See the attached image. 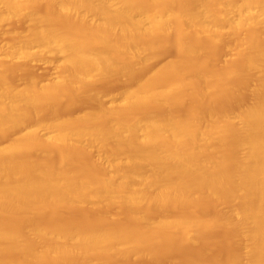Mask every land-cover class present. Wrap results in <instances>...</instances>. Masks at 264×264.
<instances>
[{
    "label": "bare ground",
    "instance_id": "6f19581e",
    "mask_svg": "<svg viewBox=\"0 0 264 264\" xmlns=\"http://www.w3.org/2000/svg\"><path fill=\"white\" fill-rule=\"evenodd\" d=\"M0 5V24L15 19L28 24L29 35L8 51L10 63L62 56L59 78L45 85L29 74L17 86L0 69V141L6 140L0 143V264L48 259L64 264L71 258L78 264H109L100 257L142 256L147 233L155 234L152 246L177 232L194 243L211 225L237 233L234 247L240 253L230 264H264V0H0ZM59 22H70L73 30L60 29ZM243 33L247 43L235 47ZM155 35L176 42L178 60L151 66L160 51ZM213 41L226 44L223 51L235 47L241 69L228 65L222 71L235 80L229 90L238 94L242 88L248 99L241 90L240 95H222L234 102V117L229 109L213 106L190 119L173 115L170 106L189 82L195 84L191 97L216 95L219 81L204 85L202 72L182 73L183 83H169L180 73L181 59L193 64L203 43ZM107 81L120 83L114 106L104 101L108 93L95 88ZM69 92L78 95H71L73 104L87 105L83 115L63 116L54 108L53 100ZM74 96L86 100L79 99L81 104ZM91 147L104 152L106 162L92 151V157L101 158H95L96 167L109 165L115 175L105 170L107 176L103 173L97 183L75 175L69 159ZM51 155L61 158L59 165L57 159L56 166L47 161ZM208 200L235 205L205 218L201 203ZM90 202L131 210L141 232L110 224L109 229L51 225L28 217L40 208L57 212ZM170 204L180 212L191 207L194 215L145 216L152 209L167 211ZM18 215L27 218L11 224Z\"/></svg>",
    "mask_w": 264,
    "mask_h": 264
},
{
    "label": "rangeland",
    "instance_id": "374dc122",
    "mask_svg": "<svg viewBox=\"0 0 264 264\" xmlns=\"http://www.w3.org/2000/svg\"><path fill=\"white\" fill-rule=\"evenodd\" d=\"M227 2L232 3V2H235V0H227ZM42 7L43 6H41L39 9H41ZM42 9H44V7ZM42 9H41V11H42ZM3 10H4V8L0 5V11H3ZM44 10H43V12H45ZM59 23H61V26H59L60 25ZM59 23L57 25L60 29H62V30L67 29L70 31L73 30V28L71 29V27H70V25H71L70 22H68L66 24L64 22H59ZM69 23H70V25H69ZM27 25H28L27 22L25 23L21 19H15V20H12L9 22H4V23L0 24V69L5 68L7 70L9 78L17 86L24 85L23 78L27 77L26 75H29V74H30L28 76L29 78H31L30 76L33 75L35 81H37L38 84H41V85H45V84L50 83L53 80H57L55 78H59V76H57V74L59 73L58 75H60L59 63H61V61H62V58H61L62 56L60 57V55H58V57L56 55V56H54V58H53L54 54L52 55V57L50 55H49L50 57L47 55L46 56L47 58H45V59L42 58V55L41 56L38 55L37 56L38 58L35 57L34 60L30 61V63L28 62L27 65L24 62L21 63V61H20V63H14V64L9 62V57L7 56L8 51H10L11 48H13L14 46H17L19 44L21 37L29 35ZM226 37H228V36H226ZM154 38H155V40L158 41V43L160 42V51H159L158 58L154 62H152L151 66L158 67V66H161L162 64H165L167 62L175 61V60L179 59L180 52H179L178 46H176L177 44H175L176 42H173L172 39H169L168 41H163L160 39L159 35H155ZM226 39H228V38H226ZM223 40H225V39H223ZM247 40H248V36L246 35V33H243L237 39V44L235 47L245 46V44L247 43ZM240 42H241V44H240ZM218 44H220V43L219 42L215 43V41L203 43L202 48H201L202 54L200 53V55L198 56L199 59L196 62H194L193 64L187 62L186 60L181 59L179 62V65H178V69H179L180 73L178 75L172 77L169 80V83L174 84V85H179V84L183 83V78H182L183 76L181 75L182 73H186V72H192V73L199 72V73H201L202 72L201 74L206 76L205 80L203 81V84L205 83L204 85L209 83L211 86H213V85L217 86L219 84L217 87L218 90H217L216 95L211 96V98L205 97V99H204V95H202V94L195 95V96L191 97V94L189 92L191 91L192 87H194L195 84L189 82L188 85L182 91L183 95L180 97V99L178 101H176L173 105L170 106V112L173 115H175L177 117L181 116V117H184L186 119H190L191 117H193V115L195 113H197V111L198 112L202 111L203 107H204V109H207V108L212 107V106H213V108H216L219 110H222L225 108L229 109L231 111V114L233 112H235L234 111L235 110L234 102L231 100H225L223 98L231 97L233 94L240 95V90L243 91V89L238 88V90L240 89L238 94H237L236 90H234V89L229 90V89H232V87H228V86H231V84L233 86V82H235V80H233V82H232L231 76L228 74V72H226V75L224 74L225 71H222V69H223L222 66H224V68H227L228 65H230L229 68H227V69H236L237 68L236 70H240L241 64H240V61L238 58V54L235 51L236 50L235 47H231L229 49L224 48L226 50L223 51V48L221 49V46L226 45V44L221 43V46ZM203 47H204V49H203ZM223 47H225V46H223ZM33 51L37 52L38 49H33ZM200 56L202 57L201 58L202 60L200 59ZM123 61H125L124 58H119V62H123ZM203 62H205V63H203ZM209 63H212V65H214V67H212L213 69L210 68L212 65L208 66ZM215 64H216L217 68L219 67V69H221V70H219V72H218L217 68L215 67ZM231 66H232V68H230ZM234 67H236V68H234ZM200 68H203V69H200ZM57 71H59V72H57ZM214 79L216 80V82ZM218 81H219V83H218ZM113 84L114 85H112L111 82L107 81L104 83L101 82V83L97 84L95 87V88H97V90L99 89L98 90L99 92L103 93V90H104V92H105L104 94H107V93L109 94V95L107 94L108 96L105 97L104 101L107 102V104H109L111 106L118 104L120 101V96L118 94L120 83L117 82L116 84L115 83H113ZM227 87H228V89H226ZM106 90H107V92H106ZM219 90L221 92H219ZM232 91H233V93H232ZM243 92H241V93L243 94V96L245 98L246 94H248V93L246 91V93L244 92L245 93V95H244ZM61 93L63 95L64 91H62ZM61 93L57 97V98L60 97V99L56 98V100H53V102H52V103H55L54 108L56 109V111L59 114H61L63 116L65 115V116H71V117L72 116H81L84 114V111L87 108V105H86V107L84 105L85 108H83V105L81 106L80 104L76 103V105L77 104L79 105V106L78 105L76 106L75 104H73V103H75L74 102L75 100L74 101L71 100V99H74L73 96H71L73 93H71V95H70V92H69L68 96H63L62 98H61V96H62ZM65 93H67V92L65 91ZM65 93H64V95H67ZM73 95H76V94H73ZM222 95L223 96L225 95L226 97H222ZM76 96L78 97V95H76ZM76 96H74L76 98V102H78V101L80 102V100L82 98L84 99V97H82V98H79L80 99L79 100ZM200 96H203V97L201 98ZM215 96H216V99H214ZM248 97H246L245 100H247ZM240 98H242V97H240ZM244 98H243V100H244ZM202 99H204V100H202ZM84 100H86V98ZM84 100H83V102H84ZM209 100H210V102H209ZM213 100H214V102H212ZM80 103L82 104V102H80ZM73 105H75V106H73ZM207 105H209V106H207ZM43 116H46V113ZM231 116L234 117V114H232ZM15 135L17 136V133L14 134L13 137H16ZM0 140H2V139H0ZM5 141H6L5 139H4V141H0L1 145L5 144L6 143ZM78 151H79V154H77V155L74 152L76 158L74 157V154H73V156L71 155L75 159H73L72 157H71L72 159L71 158L69 159V160H71V161H69L70 164H71V162H73L71 168H72V171L76 173V174L74 173L76 176H79L83 179L90 180L92 182L97 183V182H99V180L100 181L103 180V178H104L103 176L115 175L116 170H114V168H112L109 165H107V167L108 168L110 167L111 169H106V167H105V170L107 171V170L113 169L114 171L112 170V172L113 173L115 172L114 174H112L111 171L109 172L111 174H108V171H107V175H106V172H104L105 170H102L99 166L96 167L97 163H95V162L100 161V159H101V158H97L98 155L96 153H98V151H99L98 157H102L101 160L106 162V160L104 159L105 158V156L103 154L104 152L102 150H99L97 148L94 150V147L93 148L91 147V152L80 151V150H78ZM78 151H76V152H78ZM92 151L97 155V156H95V154H94L95 158L98 159V160L96 159L97 161H95V158L92 157L93 156ZM100 151H102V152H100ZM101 153L103 155H100ZM55 156H58V155H51L47 160L51 165H54V166H56V163H58L57 165H59V163L61 162V158L59 156L58 157H55ZM103 156H104V158H103ZM56 159H57V162L54 163ZM72 160H74V161H72ZM90 163L93 164L94 166L93 165L91 166ZM96 169H98V170L96 171ZM103 173H104V175L102 176ZM100 174H101V178H100ZM92 178H95V179H92ZM206 202L207 201L203 202L205 204L201 203V206L202 207L204 206L203 212H204L205 218L214 217L216 215V213L218 215V212H220V211L227 213L235 205V202H233V201L229 202L227 204H222V206H220L221 204H217V203L215 204V202H213V201L208 200L207 204H206ZM170 205H168V207L166 208L167 211L169 209L168 212L165 210H163V211L160 210V212H158L157 210H159V209H157V210L152 209L150 212L149 211L146 212L145 216L148 219H150L149 217H151L152 219L153 218L155 219V218H159V217L163 216L164 215L163 213H165V215H164L165 217H169V218H171L170 216H172V217H177V216L191 217L194 215L193 209L191 207L186 206L182 210L183 212H180L179 207H177V205H176V207H175V204H170ZM115 206H116V208H115ZM121 208H122V210H120ZM43 209L40 208V210H36L37 211L36 216L33 213V215H30L28 217L29 218L35 217L36 220L35 219H32V220H34V221H37V220L40 221L41 220L42 223H44V221H45L46 224L53 223L51 225H54L55 223L57 225H58V223L61 225H62V223H66L64 225H71L72 223H75V224H80V225H76V226L77 227L81 226V228H97L98 227L100 229L101 228L107 229L110 225H112L113 228H116V226H120L121 228L120 227H117V228L123 229L124 231L130 232L133 234H135V232L140 233L142 230L140 224L138 223L137 218L133 215V212L131 210H128L127 208H123L122 206L116 205V204L115 205H109V206H99V205L94 204L93 202H90V203H87L84 205L71 204V205H68V206H65L64 208H62L61 209L62 211L59 210L57 212L51 211V209L49 210L47 208L46 209L43 208ZM177 210L179 213L177 212ZM45 212H47L48 214ZM158 214L160 216H158ZM211 215H213V216H211ZM26 216L27 215L15 216L10 220V223L13 225L21 224L22 223L21 220L24 222L25 221L24 219L27 218ZM17 218H18V220H17ZM22 218H24V219H22ZM109 221H110V223H109ZM19 222H21V223H19ZM75 224L74 225L72 224V225L75 226ZM84 224H85V226L86 225L89 226L90 224L91 225L89 227H87V226L85 227ZM109 228H111V226ZM214 228L215 227L211 225L210 227L205 229L202 232L203 234L201 233V235H200V240L197 242H194V243L187 242V240L185 239L183 234L181 232H177L178 235L175 233V234L171 235L172 237L169 236V237L163 238V240L161 241L162 243L158 246L157 245L156 246L150 245L151 241L153 242V240L155 238V234L150 232V233H147V235H145L143 238L144 240H142V241H144L143 242L144 254L142 256H140V257H132L131 256L130 257L129 255H122V257H124V259H123V258H121V255H119V254L118 255L108 254V255L101 256L100 259L104 260L105 262H107L109 264H175V263L176 264H190V263H194V262L202 263V264H230L232 257L235 255H238L240 253V252L237 253V251L235 249L236 247H234V246L239 244V239L236 235L237 233L235 231L232 232V231H228V230H223V229H218V228L214 229ZM179 233H180V235H179ZM231 238L234 240H231ZM234 253H235V255H234ZM230 255H232V256H230ZM241 255H242V253L240 254V256ZM119 256H120V258H119ZM127 257H129V258H127ZM68 261H70L71 264L74 262H75L74 264H76L78 262V261H76L75 258H71ZM68 261H66V262L68 264H70ZM46 262H47V264H63V263H59V262L57 263V261L54 259H51L50 261L48 259L45 261V263ZM45 263H42V264H45ZM67 263H64V264H67Z\"/></svg>",
    "mask_w": 264,
    "mask_h": 264
}]
</instances>
